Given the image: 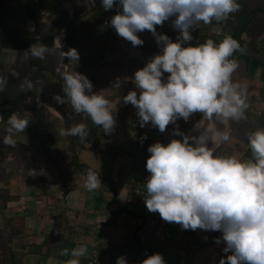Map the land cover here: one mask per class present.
<instances>
[{"label":"crops","instance_id":"0c3cea01","mask_svg":"<svg viewBox=\"0 0 264 264\" xmlns=\"http://www.w3.org/2000/svg\"><path fill=\"white\" fill-rule=\"evenodd\" d=\"M241 1L252 18L237 35L242 50L230 59L238 62L232 78L246 85L248 107L240 120L229 121L230 139L216 147L215 153L247 160L251 158L248 134L264 130V0ZM51 6V10H32L34 23H41L43 11L51 14V36L63 32L64 50L74 47L80 53L79 64L70 69L86 74L93 91L108 89L104 94L116 124L111 134H105L86 114L57 103L54 96L63 95V81L49 68L45 77L59 89L49 93L51 104L37 98L36 107L44 120L30 111L36 124L14 134L15 146L4 144V132L0 133V264H67L73 259L71 251L81 245L87 251L78 258L80 264H87L94 255L101 264H116L122 255L129 264H141L157 252L166 264H219L231 254L223 251L224 242L216 243L220 231L185 230L167 222L168 244L151 239L140 246L136 240V221L145 210L140 196L146 187L148 147L158 138L164 144L182 139L173 134L177 125L188 135H198L208 124L206 119L201 123L202 114L196 112L187 121L181 118L170 123L164 132L151 123L141 127L137 108L123 102L124 95L136 88L126 78L162 51L154 35L148 30L138 33L144 44L134 47L110 25L118 9L105 11L101 0H51ZM172 19L157 25V32L175 41L178 31ZM23 46L16 45L20 51ZM56 58L48 56L47 66L56 68ZM117 78L122 85L110 89ZM81 122L88 129L82 140L64 134ZM217 127L223 130L225 126L218 123ZM19 136L29 138L33 145L17 141ZM89 168L101 179L93 191L85 187Z\"/></svg>","mask_w":264,"mask_h":264},{"label":"clouds","instance_id":"9594fccd","mask_svg":"<svg viewBox=\"0 0 264 264\" xmlns=\"http://www.w3.org/2000/svg\"><path fill=\"white\" fill-rule=\"evenodd\" d=\"M101 4L105 11L118 9L110 25L120 37L134 47L140 46L144 40L138 33L148 30L162 49L133 77L126 78L136 88L124 95L123 102L137 108L140 126L151 123L164 132L170 123L181 118L187 121L196 112L202 114L201 123L208 121L198 135H188L177 125L173 134L182 139L148 147L147 209L185 230L220 231L222 236L216 243L224 242L223 251L231 254L221 258L219 264H264V130L248 134L250 159L215 153L216 147L230 139L229 121L240 120L248 107L246 85L232 78L238 62L230 57L242 50L241 45L230 34L220 41L210 36L203 43H188L201 22L219 24L238 12L237 0H101ZM50 15L42 12L41 23L46 28L51 27ZM170 18H174L172 24L178 31L175 41L157 32V25ZM63 35L55 36L51 47L37 40L24 53L41 61L58 56L56 71L63 81V95L57 93L54 99L70 105L76 114H86L105 134H111L116 120L104 94L108 89L93 91V82L86 74L70 69V65L79 64L80 53L74 47L64 50ZM121 85L117 78L110 89ZM30 119L31 113L25 111L23 115L13 112L6 122L0 121L5 125L3 143L15 146L14 134L23 132ZM218 123L225 126L223 130ZM64 134L82 140L88 129L81 122L65 129ZM100 183V175L89 168L86 189L93 191ZM86 251L84 245L74 248L73 259L67 264H80L78 258ZM116 264L129 262L122 255ZM141 264L166 261L157 252Z\"/></svg>","mask_w":264,"mask_h":264},{"label":"water","instance_id":"95a60500","mask_svg":"<svg viewBox=\"0 0 264 264\" xmlns=\"http://www.w3.org/2000/svg\"><path fill=\"white\" fill-rule=\"evenodd\" d=\"M9 1L11 2V5H12V10H11L12 13L9 14V17L11 18L13 16L15 18V21L13 22L14 31L16 29L21 32V35H19L17 31L15 32L12 31V34H11L12 37L10 40L13 42V38H15V42L13 43H16L19 46H23V45L24 46H23L22 51H20V49L17 48L19 46L10 47L9 45H6L4 42L3 43L1 42L0 48L3 50V52L0 55V62L4 66H6V71H9L10 68H15V66H17L16 64H19V66H21L23 69L28 70L27 66L32 65L31 62L33 61L34 57H31L30 55H26L24 53L25 50H27L30 47V45H32L33 43H36L37 40L43 43L41 39L45 38L44 35L51 34L52 32L51 29L46 30L45 29L46 26L43 25L42 23L40 24L34 23L35 21L34 17H36V14H35L36 12H33L32 10L34 9L35 10L37 9L51 10L52 8L51 0H3V4L1 3L0 5L1 8L4 5H6L7 2ZM238 4H239L238 12L231 14L227 20L222 21L219 24H217V22L215 21H212L211 23H208V24H204L203 22H201L199 27H197L193 31L192 34H193L194 39L190 43L193 45H196L198 43H203L210 36L213 39L220 41L219 38L225 37V34H230L232 36L235 30L238 33L237 35L239 36V33L242 30V27L247 21H249L248 19H245V18L249 14H250V17H252V14L250 13L249 9L245 8L239 2ZM1 18L6 19L5 12L3 10H1ZM49 47H51V45ZM50 56H53V55H50ZM47 60L49 59H46L45 61ZM58 60L59 58H56V62ZM33 63H37L35 64L36 65L35 68L37 70L39 69L37 66L41 64V60L36 59L35 62ZM49 68L52 71H56V68H51L50 66H48V70ZM44 72L46 73V71H43V75L41 76H44ZM58 76H60L59 73H58ZM3 83H4L3 86H5L7 84V79L4 78ZM2 89L5 91L4 87H2ZM3 90L0 89V121L3 120L4 122H6L7 118L3 117L4 116L3 112L5 113L6 112L5 110H7V105H6L7 102H10V101L16 102L17 112H20L21 115H23L24 112L22 111L23 108L21 109L19 105L20 104L19 99L12 98L10 96V93L7 94L6 91H5L6 94L3 93L2 92ZM34 103H35V106L32 107L31 110H29L28 112L33 111V114H34L36 111L35 116L42 114L40 112L41 111L40 109L37 110L38 106L36 107V101ZM33 121L35 123L34 119ZM0 125L3 126V128L5 126L3 123H0ZM32 125H33V122L30 119L29 126H32ZM3 128L2 127L0 128V133L3 132L2 131Z\"/></svg>","mask_w":264,"mask_h":264},{"label":"flooded vegetation","instance_id":"af4514ba","mask_svg":"<svg viewBox=\"0 0 264 264\" xmlns=\"http://www.w3.org/2000/svg\"><path fill=\"white\" fill-rule=\"evenodd\" d=\"M237 1L241 5H243L245 8L249 9L245 4H243V2L241 0H237ZM1 3L3 4V0L0 2V5H1ZM1 10H3L5 12L6 19L1 18ZM11 10H12V5H11L10 1L7 2V4L4 5L2 8L0 6V18H1V21H0V26H1L0 27V45H1V42L2 43L4 42L6 45H9L10 47H16L17 44L13 43V42H15V38H13V42L10 40L12 37L11 36L12 31H14V27H13L14 23L13 22L15 21V18L13 16L11 18L9 17V14L12 13ZM251 18L252 17H250V14H249V15H247V17L245 19L250 20ZM245 19H244V21H245ZM242 22H243V20H242ZM246 24H247V22L244 25H246ZM45 29L47 30L48 27L47 28L45 27ZM15 31H17V33L19 35H21V32L19 30L15 29ZM6 35H7V37H6ZM44 37L45 38H43L41 40L43 41L44 44L50 46L52 44V42L54 41V38L51 36V34H48V35L46 34V35H44ZM232 37L234 39L238 40L239 36L237 37V34H236V36H234V33H233ZM2 52H3V50L0 48V55L2 54ZM35 60L33 59V61L31 62L32 65L27 66L28 70H25L21 66H19V64H16L17 66H15V68H10L9 71H6V66H4L0 62V89L3 90L2 87H4L7 94L10 93V96L12 98H18L20 101L19 105H20L21 109L23 108L22 106H24V104H25L24 109L26 111L31 110V108L35 106L34 102L35 101L37 102V98H39V101L41 103H44L45 105H46V103H48V104L53 103V99L49 98L48 95L51 91H57L59 89L58 84L57 85H51L50 80H48L45 77V76H47L45 74V72H44V76H41V75H43V71L50 73V71L47 70L48 64H46L45 61H41V64L39 66H37L39 69L36 70L35 64H37V63H33V62H35ZM3 76L5 79H7V84L5 86H3L4 85ZM40 79H42L43 81ZM29 84L32 85V88H29ZM5 91L3 90L2 92L6 94ZM31 96H32V98H31ZM23 101H25L26 103H24ZM6 105H7V110H5L6 111L5 113L3 112V115H4L3 117L8 119V117L10 115H12L13 112H17V106H16V102H14V101L7 102ZM24 109L22 110L23 112H24ZM37 117L39 118V120H43L42 115H38ZM33 119L35 121L37 120V119H35V116L31 117V121L33 122V124H36V123H34Z\"/></svg>","mask_w":264,"mask_h":264},{"label":"built area","instance_id":"2783aa9c","mask_svg":"<svg viewBox=\"0 0 264 264\" xmlns=\"http://www.w3.org/2000/svg\"><path fill=\"white\" fill-rule=\"evenodd\" d=\"M177 122V121H176ZM175 122V123H176ZM174 124V123H171ZM162 142V138L155 139L152 144ZM150 155L146 156V162ZM150 173L146 169L145 182ZM147 195L146 187L141 192L140 200L145 210L137 218L136 240L140 246H145L151 239H156L159 242L168 244L167 238V221L160 217L158 212H150L145 205V197ZM87 264H101L98 256H92Z\"/></svg>","mask_w":264,"mask_h":264},{"label":"rangeland","instance_id":"374dc122","mask_svg":"<svg viewBox=\"0 0 264 264\" xmlns=\"http://www.w3.org/2000/svg\"><path fill=\"white\" fill-rule=\"evenodd\" d=\"M40 121H41V120H40ZM16 139H17V141H23V140H24V141L27 142L29 145H31V146L33 145V142H31L29 138H25L24 136H19V137H17Z\"/></svg>","mask_w":264,"mask_h":264},{"label":"trees","instance_id":"16d2710c","mask_svg":"<svg viewBox=\"0 0 264 264\" xmlns=\"http://www.w3.org/2000/svg\"><path fill=\"white\" fill-rule=\"evenodd\" d=\"M2 0H0V2H1ZM0 21H1V18H0Z\"/></svg>","mask_w":264,"mask_h":264}]
</instances>
